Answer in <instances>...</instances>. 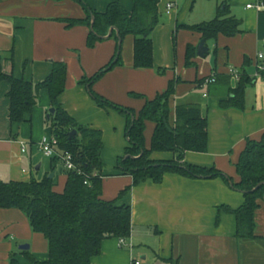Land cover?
Instances as JSON below:
<instances>
[{
    "label": "crops",
    "instance_id": "0c3cea01",
    "mask_svg": "<svg viewBox=\"0 0 264 264\" xmlns=\"http://www.w3.org/2000/svg\"><path fill=\"white\" fill-rule=\"evenodd\" d=\"M84 1L92 11L102 13L114 0ZM117 1L126 12L131 11L132 0ZM183 1L180 9L178 0L159 2L160 16L166 4L175 6L170 13L165 12L170 14L168 22L162 26L158 22L151 34L152 68L133 67V37L125 36L120 64L94 82L91 90L115 105L138 112L146 100L164 93L169 82L176 81L174 93L168 100L170 125L174 122L177 105L198 106L202 114L207 115L208 122L207 151L186 152L183 161L196 167L214 168L237 182L235 165L246 141H258L264 134V81L255 79L246 88L243 109H221L219 103L226 100L225 89H216L211 84L202 86L199 81L224 75L230 77L228 85L233 88L237 81L230 72H239L245 58L250 61L246 71L251 76L258 56L264 55V10L246 8L249 4L254 6L258 0H227L231 15L242 21V33L233 37L219 34L204 41L199 33L178 29V26L212 20L217 8L226 0H197L209 3L204 15H199L201 12L193 15L196 0ZM200 5L205 4L200 2ZM84 16L82 7L74 0H0V69L5 75L36 84L48 76L53 63L66 65L65 91L58 101L77 124L101 131L104 145L101 159L105 166L102 198L111 201L132 184L131 176L117 173L114 165V158L124 155L122 148L127 145L121 138L125 134V119L119 113L116 116L114 109L92 103L80 80L107 65L114 56L116 41L107 34L93 47H87L89 28L69 27L67 23ZM201 41L208 48L203 59L196 54ZM189 46L195 49V56L186 66ZM9 90V84L1 81L0 181H39L53 173L55 182V176L62 174V165L44 157L37 146L42 137H52L44 123L47 108L51 107L48 93L45 90L37 93L29 122L10 123ZM96 109L105 116L93 115L91 110L96 112ZM153 130L154 124L146 122L144 145L147 149ZM107 142L111 156L105 160ZM173 158L170 152L150 155L154 161ZM65 179L64 175L62 189ZM62 189H55L54 184L56 192ZM243 201V194L220 177L188 178L166 173L158 184L151 180L141 182L118 201V205L130 208V236L122 239L121 244L117 238L104 239L99 255L91 264H133L135 261L140 264H264V202L255 212L256 238L250 240L237 238L234 216L222 209L235 210ZM23 246L28 248L21 249ZM29 257L37 262L48 259L44 236L32 231L21 211L0 209V264L12 261L28 264Z\"/></svg>",
    "mask_w": 264,
    "mask_h": 264
},
{
    "label": "trees",
    "instance_id": "16d2710c",
    "mask_svg": "<svg viewBox=\"0 0 264 264\" xmlns=\"http://www.w3.org/2000/svg\"><path fill=\"white\" fill-rule=\"evenodd\" d=\"M76 1L84 11V18L68 20V26L82 25L89 28L86 46L93 47L102 41L110 28H114L109 38L116 41L112 59L91 77H83L80 83L86 86L90 97L102 108H111L125 119V136L128 145L123 157H119L115 170L122 175H129L132 184L121 190L114 200L102 198V179L104 164L101 159L102 133L100 130L79 125L63 109L58 99L65 91L66 65L62 62L52 64L50 73L41 82L32 84L12 75H5L0 69V82L6 81L10 90L8 119L10 123L29 122V116L36 103L40 90L48 93L51 109L54 112L47 117L51 133L58 142V148L71 156L74 170L61 172L66 179L61 192L54 190L53 179L44 176L37 181L1 182L0 209H17L29 220L34 233L44 236L48 244V259L37 262L32 257L28 264H91L98 256L102 241L106 238L127 239L130 236L129 206L118 205L132 186L151 180L160 183L166 173H175L188 178L220 177L233 190L243 194L244 201L233 210L222 209L234 216L238 239H255V212L264 202V134L258 141L247 140L244 150L235 165L237 182L224 176L218 170L201 168L186 164L183 160L186 152L205 153L208 143L207 115L202 114L195 105H177L174 110V122L169 123L168 100L174 93L176 81L169 82L166 91L152 100H146L142 108L132 109L115 105L91 90L94 82L105 73L120 64L122 41L125 36L133 37V67L136 69L152 68L151 34L159 22L160 0H132L128 13L117 0L111 2L102 13L90 9L84 0ZM264 3V0H258ZM242 21L230 13L228 1H224L216 10L215 17L192 26H178L201 35L207 41L221 34L233 37L241 34ZM195 56V49H186V66ZM258 65L261 69L258 70ZM250 61L245 58L235 87L228 83L230 77L217 75L211 85L216 89H225L226 100H221V109H243L246 88L256 79L248 75L246 69ZM258 76L264 79V55L256 63ZM199 81L202 84L205 80ZM208 85V86H211ZM212 86V87H213ZM133 97L141 98L137 94ZM154 124L150 146L145 148V123ZM75 131L74 137L68 134ZM154 152H170L174 158L169 161H154L150 155ZM59 162L58 159H52ZM258 186L257 189H255ZM255 189V190H254ZM10 264H16L12 261Z\"/></svg>",
    "mask_w": 264,
    "mask_h": 264
},
{
    "label": "built area",
    "instance_id": "2783aa9c",
    "mask_svg": "<svg viewBox=\"0 0 264 264\" xmlns=\"http://www.w3.org/2000/svg\"><path fill=\"white\" fill-rule=\"evenodd\" d=\"M174 8L173 3H168L165 6V12L166 13H170ZM247 9L250 8H254L256 10H264V3L261 1H258L254 6L252 5H247L246 6ZM259 58H261V55L258 56ZM258 70H260V68L258 67ZM232 74V77L234 80L238 79V75L235 72H230ZM258 76V74L256 75V77ZM215 82V78L214 77H210L208 79H206L201 85L202 86H208L210 84H213ZM205 96V95H204ZM39 151L42 153V155L46 158L49 159H58L59 162L62 165V168L65 170H74L75 166L71 161V156L66 153V152H62L59 150L58 148V142L56 140V138L52 137H42L40 139V141L37 144ZM23 150V147H22ZM123 242L122 239L119 240V243L121 244ZM133 264H140L139 261H135Z\"/></svg>",
    "mask_w": 264,
    "mask_h": 264
},
{
    "label": "rangeland",
    "instance_id": "374dc122",
    "mask_svg": "<svg viewBox=\"0 0 264 264\" xmlns=\"http://www.w3.org/2000/svg\"><path fill=\"white\" fill-rule=\"evenodd\" d=\"M200 2H203L205 5H200ZM182 4H184V1L183 0H181V3H180V0H178V3H177V5H178V7H179V9H180V7H182ZM208 1H197L196 0V2L194 3V5H193V10H192V12H193V15H196L197 13H199V12H201L199 15H204L207 11H208ZM174 5V4H173ZM175 6V5H174ZM203 9V10H202ZM169 18H170V14L169 15H166L165 14V10L163 9V12H162V14H161V16H160V19H159V26H162L163 24H165V23H167L168 22V20H169ZM205 19V18H204ZM202 21H205V20H200V22H202ZM207 21V20H206ZM258 67L261 69V66L260 65H258ZM257 73H258V71L256 70V68H255V66H254V68H253V71H252V74H251V76L252 77H255L256 75H257ZM256 81H264V79H262L260 76H257L256 77ZM92 100V99H91ZM92 103H94V104H96V102L94 101V100H92ZM51 109V107H49V108H47V112L49 111ZM99 109H101L102 110V108H99ZM97 111L95 112L94 110H91V111H93L92 113H93V115H99V118H103V116H105V115H102L100 112H101V110H99L100 112H98V109H96ZM109 110H112V109H109ZM103 111H105L104 109H103ZM113 112H115L114 114H116V116H117V114H118V112L117 111H115V110H112ZM118 116H119V114H118ZM121 116V115H120ZM98 118V119H99ZM44 123H45V126H46V128H48L49 130H50V132H51V128H50V126H49V124L47 123V120H46V118H45V121H44ZM122 134H123V131H122ZM123 135H125V134H123ZM123 135H122V140H123V142L125 143V142H127V139L125 140L124 139V137H123ZM127 145H128V142L126 143ZM126 145V146H127ZM104 146V145H103ZM105 148V152L103 153V158L106 160V158H108V157H110L111 156V154H110V143H108L107 142V144H106V147H104ZM125 148V147H124ZM124 148H122V151H124L123 149ZM119 157H123V153H122V155L121 156H119ZM116 162H117V158L115 157L114 158V165H116ZM108 167H110V166H107L106 165V168H108ZM64 173H62V174H57L56 176H55V182H54V184H55V189H57V190H61L62 189V185H63V181H64Z\"/></svg>",
    "mask_w": 264,
    "mask_h": 264
},
{
    "label": "water",
    "instance_id": "95a60500",
    "mask_svg": "<svg viewBox=\"0 0 264 264\" xmlns=\"http://www.w3.org/2000/svg\"><path fill=\"white\" fill-rule=\"evenodd\" d=\"M113 30H114V28H110L107 37H109V36L111 35V33H112ZM196 54H197V56H198L199 58H201V59H203V58L208 54V48L205 46V42H204V41H201V42L199 43V45H198V47H197ZM53 112H54V110H53V109H50V110L48 111V116L51 115ZM48 116H47V117H48ZM75 134H76V132H75V131H72V132H70V133L68 134V136H69V138H72V137L75 136ZM53 176H54V174L51 173V174L48 176V178H49V179H52ZM257 188H258V186H257L255 189H257ZM255 189H254V190H255ZM25 247H26V248H24V246H23V248H21V249H27V248H28L27 246H25Z\"/></svg>",
    "mask_w": 264,
    "mask_h": 264
}]
</instances>
